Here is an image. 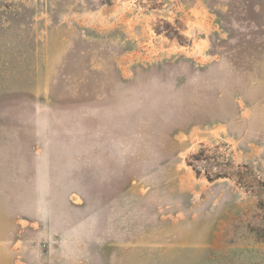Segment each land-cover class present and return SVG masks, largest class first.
<instances>
[{
	"label": "rangeland",
	"instance_id": "rangeland-1",
	"mask_svg": "<svg viewBox=\"0 0 264 264\" xmlns=\"http://www.w3.org/2000/svg\"><path fill=\"white\" fill-rule=\"evenodd\" d=\"M0 264H264V0H0Z\"/></svg>",
	"mask_w": 264,
	"mask_h": 264
}]
</instances>
